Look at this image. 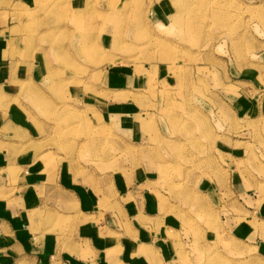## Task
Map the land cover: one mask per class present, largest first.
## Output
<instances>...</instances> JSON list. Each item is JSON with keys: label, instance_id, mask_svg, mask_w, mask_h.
<instances>
[{"label": "rangeland", "instance_id": "obj_1", "mask_svg": "<svg viewBox=\"0 0 264 264\" xmlns=\"http://www.w3.org/2000/svg\"><path fill=\"white\" fill-rule=\"evenodd\" d=\"M16 1L0 0L9 102L38 145L76 177L151 183L194 242L180 264H264L222 234L264 198V114L239 104L264 97V0Z\"/></svg>", "mask_w": 264, "mask_h": 264}, {"label": "crops", "instance_id": "obj_2", "mask_svg": "<svg viewBox=\"0 0 264 264\" xmlns=\"http://www.w3.org/2000/svg\"><path fill=\"white\" fill-rule=\"evenodd\" d=\"M5 27L0 23V264L191 260L192 241L183 238L180 218L161 213L151 183L122 176L108 181L86 177V182L75 176L69 162L59 161L55 151L38 145L44 141L36 138L29 120L9 102L11 90L16 89L12 83L16 85L22 76L11 69L16 61L5 56L12 40ZM256 92L243 93L239 104L244 114H264V97L260 99ZM107 108H112L110 103ZM213 196H219L218 191ZM202 197L212 198V194ZM263 199L252 201L262 200L254 208L243 206L249 217L224 227L222 233L228 241L249 246L258 262H264ZM204 209L213 222L206 204ZM192 232L205 239L204 244L214 240L212 233ZM204 248L200 251L206 252Z\"/></svg>", "mask_w": 264, "mask_h": 264}]
</instances>
